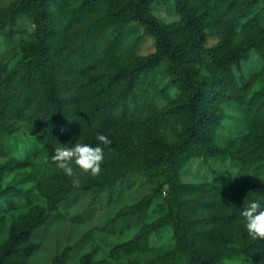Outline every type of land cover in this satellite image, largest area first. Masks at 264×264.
<instances>
[{
    "label": "rangeland",
    "instance_id": "obj_1",
    "mask_svg": "<svg viewBox=\"0 0 264 264\" xmlns=\"http://www.w3.org/2000/svg\"><path fill=\"white\" fill-rule=\"evenodd\" d=\"M19 0H0V10ZM86 0H51L50 10L54 22L57 46L54 55L60 63L56 74L71 97L67 100L72 116L65 120L64 130L56 131L54 138L61 141L58 148L67 152L80 142L93 137H114L131 147L150 155L156 149V140L176 142L183 133L181 114L158 117L180 95L170 83V60L140 77L135 89V101L129 98L124 115L125 99L118 72L132 64L139 56L156 50L155 38L144 32V26L133 23L121 34L113 35L116 24H107L92 38L89 29L107 12L115 0H102L94 9L80 6ZM126 0H123V2ZM193 10L203 12L206 38L202 44L203 61L199 67L203 74H218L212 55L219 46V57L229 60L231 74L240 85H248L245 101L264 87V0H189ZM178 0H156L151 12L163 23L176 24L182 20ZM209 13V15H208ZM234 29L230 30L229 26ZM35 20L29 15L19 18L12 37L0 31V109L2 95L23 100L21 79L25 73L23 54L25 46L34 38ZM262 40L263 49L256 43ZM244 47L246 57L235 54ZM214 53L217 51L214 50ZM41 91L32 102L37 110L43 98ZM222 116L214 128V140L230 150H241L245 136L250 133L246 111L238 102L216 101ZM39 124L31 118L30 109L22 117H1L5 132H0L1 184L22 189L24 194L10 192L0 199V246L23 223L30 221L41 210L48 212L46 192L52 185L67 183L68 178L87 184L117 171V157L130 159L122 153H97L80 161L56 166L49 161L50 141L43 137V128L53 115L43 110ZM58 173V175H54ZM217 172L247 183L264 184V159L252 161L243 167L231 157L210 155L204 149L182 160L176 173L167 165L147 169L129 170L125 177L73 193L49 212L46 221L33 233L35 251L26 264H53L54 258L70 248L67 264H81L82 255L94 252L95 259H109L114 264H178L169 257L175 246V228L169 224L152 233L141 249L117 255L113 248L135 237L145 226L160 218H170L176 210L174 200L197 196L196 191L174 194L171 179L178 184H207ZM172 174H175L174 176ZM151 196L146 216L122 214L134 203ZM204 206L201 207V210ZM264 227V216L257 227ZM224 264H264L243 253H229Z\"/></svg>",
    "mask_w": 264,
    "mask_h": 264
},
{
    "label": "trees",
    "instance_id": "obj_2",
    "mask_svg": "<svg viewBox=\"0 0 264 264\" xmlns=\"http://www.w3.org/2000/svg\"><path fill=\"white\" fill-rule=\"evenodd\" d=\"M51 0H19L16 4L0 10V31L10 38L17 28L19 18L29 15L35 20L34 38L25 46L23 59L25 73L22 76L23 100L2 95L0 109V132L4 133L1 117H22L25 111H31L33 122H39L43 110L53 115L52 122L44 127L43 137L50 141L49 161L64 167L68 163L80 161L97 153H122L135 160L117 157V171L113 175L102 176L87 184L68 178L67 183L52 185L46 192L48 212L41 210L30 221L15 229L8 240L0 246V264H26L28 257L35 251L36 244L31 240L34 231L42 225L49 212L55 211L58 203L75 192L104 186L126 176L129 170L147 169L153 166L167 165L171 172L182 167V160L197 153L201 148L210 155L231 157L240 161L243 167L252 161L264 159V87L256 91L250 101H245L248 85H240L231 74L229 60L219 57V46L213 48L214 62L218 74H203L199 63L203 61L202 44L205 41L204 14L197 13L189 0H178V9L182 20L176 24L163 23L150 10L156 0H115L112 10L98 19L89 29L92 38L107 24H116L113 35L121 34L126 26L140 23L144 32L152 35L156 41V50L148 55L139 56L132 64L118 72L122 82L120 90L125 99L122 115L127 113L129 98L135 99V89L140 77L157 68L164 60H170V83L180 90L179 97L158 112V117L181 114L184 127L181 137L174 143L156 140V149L150 155L143 154L127 142L114 137H90L67 152L59 150L61 141H56V131H63L65 120L72 116L67 105L71 97L64 89L56 74L60 63L54 55L57 46L56 33L50 10ZM102 0H86L80 6L92 10ZM209 15V13H208ZM233 30V25L229 26ZM262 51V40L256 43ZM214 50L217 53H214ZM236 55L246 57L244 47L235 51ZM41 91L43 98L37 110L32 102ZM216 101L238 102L246 111L250 133L245 136L241 150H230L218 145L214 140V128L222 113ZM5 165L0 166V181ZM54 175H58L55 172ZM173 176L175 174H172ZM171 190L174 194L179 188L183 193L198 192L197 196H183L174 200L176 210L169 218L157 219L145 226L135 237L116 245L113 252L117 255L130 250L141 249L148 243L152 233L173 224L175 228V248L169 257L178 264H224L223 258L229 253H243L264 261V227L256 228L264 216V184L247 183L237 178L217 172L212 182L207 184H178L172 179ZM10 192L23 195L22 189L0 182V199ZM151 196L127 207L122 214L135 215L143 219L149 209ZM204 208L201 210V207ZM70 248L58 254L53 264H67ZM81 264H114L109 259H95L94 252L82 255ZM150 264V263H138Z\"/></svg>",
    "mask_w": 264,
    "mask_h": 264
}]
</instances>
